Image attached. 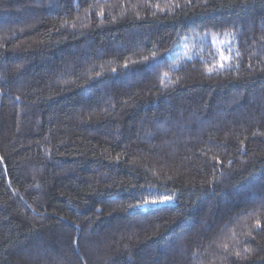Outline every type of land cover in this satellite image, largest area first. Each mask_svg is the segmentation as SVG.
Instances as JSON below:
<instances>
[{
    "label": "trees",
    "instance_id": "16d2710c",
    "mask_svg": "<svg viewBox=\"0 0 264 264\" xmlns=\"http://www.w3.org/2000/svg\"><path fill=\"white\" fill-rule=\"evenodd\" d=\"M0 264H264V0H0Z\"/></svg>",
    "mask_w": 264,
    "mask_h": 264
},
{
    "label": "snow or ice",
    "instance_id": "6c2138e0",
    "mask_svg": "<svg viewBox=\"0 0 264 264\" xmlns=\"http://www.w3.org/2000/svg\"><path fill=\"white\" fill-rule=\"evenodd\" d=\"M162 202V201H161Z\"/></svg>",
    "mask_w": 264,
    "mask_h": 264
}]
</instances>
